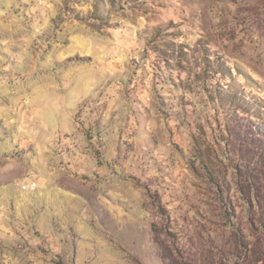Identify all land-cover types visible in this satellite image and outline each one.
Segmentation results:
<instances>
[{"label":"rangeland","instance_id":"obj_1","mask_svg":"<svg viewBox=\"0 0 264 264\" xmlns=\"http://www.w3.org/2000/svg\"><path fill=\"white\" fill-rule=\"evenodd\" d=\"M0 264H264V0H0Z\"/></svg>","mask_w":264,"mask_h":264},{"label":"trees","instance_id":"obj_2","mask_svg":"<svg viewBox=\"0 0 264 264\" xmlns=\"http://www.w3.org/2000/svg\"><path fill=\"white\" fill-rule=\"evenodd\" d=\"M158 207H160V206H159V203H158Z\"/></svg>","mask_w":264,"mask_h":264}]
</instances>
